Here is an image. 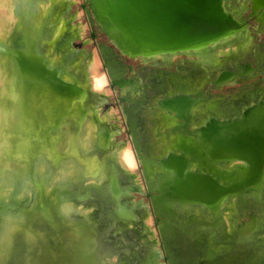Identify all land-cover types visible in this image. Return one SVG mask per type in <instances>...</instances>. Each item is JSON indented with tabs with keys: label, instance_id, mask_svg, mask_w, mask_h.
<instances>
[{
	"label": "bare ground",
	"instance_id": "bare-ground-1",
	"mask_svg": "<svg viewBox=\"0 0 264 264\" xmlns=\"http://www.w3.org/2000/svg\"><path fill=\"white\" fill-rule=\"evenodd\" d=\"M58 1L60 22L57 29L50 24L55 32L46 27L47 39L38 36L37 25L19 15L14 29L0 32V40L5 36L10 47L7 59L23 74L34 102L36 138L44 141L33 148L31 163L17 175L15 185L0 193V226L5 213L21 214L23 230L31 232L35 242H27L21 231L5 259L0 241V264H163L148 205L134 198L143 191L144 180L156 193L152 205L161 215L159 232L168 264H259L257 258L254 262L255 250L250 253L229 245L195 254L201 245L195 227L211 223L224 232L221 209L228 203L234 208L228 236L247 239L256 232L253 210L264 221V211L253 205L257 198L264 205V85H243L227 95L243 93V100L214 102L212 95L204 94L207 85L191 79L190 66L209 67L217 77L210 85L233 84L262 72L264 51L255 50L261 45L254 44L244 14L250 9L257 33H264V11L253 0H221L223 10L242 24L240 29L192 48L132 57L118 49L114 38L118 33L112 26L107 39L115 50L103 44L100 53L73 49L82 29L73 24L72 0ZM93 6L87 15L104 32L107 27L97 21ZM122 56L154 66L139 70L128 81H114L143 166L141 179L134 172L138 165L133 151L135 163L121 158L131 144L116 140L122 129L116 123L120 118L111 110L99 116L112 93L104 91L103 77L89 71L95 61L105 67L106 83L119 80L125 74ZM251 56L254 68L247 61ZM165 66L176 74L170 72L150 84L155 68L161 71ZM85 128L92 135L82 146ZM60 154L67 158L51 164ZM68 160H78L89 175L67 180L63 168ZM245 196V203L238 206ZM61 205H67V215L61 214ZM111 217L118 226L117 237L107 245Z\"/></svg>",
	"mask_w": 264,
	"mask_h": 264
},
{
	"label": "rangeland",
	"instance_id": "rangeland-1",
	"mask_svg": "<svg viewBox=\"0 0 264 264\" xmlns=\"http://www.w3.org/2000/svg\"><path fill=\"white\" fill-rule=\"evenodd\" d=\"M91 2L92 0H72L70 12L72 15H75L76 19H74L73 24L78 26L79 28L81 27L82 33L81 36L82 38L75 39L72 42L73 49H78L80 51H87L93 54L92 52L98 49V44L102 43L107 46L113 47V45L109 42L107 39V35L99 29V24L93 20L91 21L87 15V11H91ZM59 1L58 0H26L23 2V10L18 14L21 18H25L26 22L30 25H37L36 30L37 34L40 37H43L47 39L48 35H46L45 31L47 30L46 27L51 29V33L55 32V29H52L50 27L51 25H54L57 29V25L60 22L58 15L56 14V7L58 6ZM42 4H46V8H42ZM79 12H82V15L79 14ZM75 13V14H74ZM250 11H248L244 14L245 19H247V23L249 25V31L251 33V36L253 38V42L255 45H261L260 48L258 47L255 50L258 51H264L262 47L264 46V33H257L255 29L256 23L254 22V18L249 15ZM79 15V16H77ZM81 15V17H80ZM78 18V19H77ZM252 18V20H250ZM85 27V28H84ZM54 30V31H53ZM63 29H59V32H62ZM54 40V38H51V42ZM1 42L4 43V45H0V48L4 49L3 53H0V56H4L7 58V55L9 54L8 51L10 47L8 46L7 43V38H3V40H0ZM50 42V44H51ZM114 48V47H113ZM257 52V51H256ZM8 55V59H9ZM99 56V55H98ZM122 61L124 62L125 66H127L128 71H134L136 69L142 70V69H154L152 63H143L138 59L134 58H128L127 56H123ZM10 61V60H8ZM248 63L254 68L255 67V62L252 59V56L248 58ZM145 66H143V65ZM143 66V67H141ZM171 67H162L161 71L159 69H156L157 72L155 76L150 75V79L148 82L150 84H156L157 82L161 81L160 77L166 76L168 73L176 74L175 69H170ZM191 71V79L194 80L196 83H204L207 86L204 88V94L209 93L212 95L213 99L216 100L214 102H222L224 100H230L232 102L236 96L232 97H227V95L233 94L236 90H239V88L243 85H249L252 88H258L262 87L264 85V70L262 72H257L255 76L252 77H246V79H242L240 82H236L233 84L230 83H222V84H214L210 85L212 82L217 77H214V74L212 70L204 65H191L190 66ZM102 71L105 72V70L101 69ZM138 70V71H139ZM137 71V72H138ZM133 72L132 76H136L135 73ZM129 72L125 73V77H130ZM153 76V77H152ZM163 77V79H164ZM109 83V84H108ZM107 83V86L104 87V91H111L112 94L108 96V101L101 106L100 108L103 107L102 111L100 112L99 116L105 113L108 110L112 115L114 114L115 116L119 117L120 120L116 121L119 125L122 126V129L120 130V133L116 135V140L117 141H123L124 143H130L132 147V151L135 155L136 162L138 167L135 168V173L142 178V169H141V162L139 161L137 149L135 148V145L133 143V140L131 138V128L129 125L126 123L122 110H121V102L119 100V87L114 84L112 81L109 80ZM109 89V90H108ZM238 100H243L245 98V95L242 93L241 97H236ZM149 102V101H148ZM234 102V101H233ZM103 112V113H102ZM115 112V113H114ZM114 120V119H112ZM150 130L152 131V127L150 126ZM92 132L90 129L85 128L84 135L81 137V144L82 146H85L87 143H89V140L91 138ZM161 135V134H160ZM44 143V141H40L38 138H36V142L34 144V148L39 145ZM67 149V147H63L62 150ZM61 155V154H60ZM47 157H45L46 159ZM67 157L65 156H59L56 157L55 159L51 160V164L56 165L60 159H66ZM69 159V158H68ZM48 160V159H46ZM72 160V159H71ZM69 161V160H68ZM63 170L67 171L68 175L65 177L67 180H80L81 178L89 175V169L87 167H84L78 162V160H74V162L67 163ZM243 180L245 181V176L243 177ZM143 181V180H141ZM143 185V191L142 192H137L134 194V198L136 202H142L145 205H148L150 215L152 217L151 225L152 228L156 231V235L159 241L158 248L161 251V257L159 258V262L163 264H168L169 258L168 254L164 250L163 247V242L161 239V235L159 232V225H160V220H161V215H159L157 212L154 211L153 205H152V197L156 195V193L152 190H149L146 185L142 182ZM161 192V191H160ZM164 192H161V195H163ZM258 196V195H257ZM246 196L238 202V206H242L246 200H244ZM260 198H257L254 200V207L261 209V211H264V205L260 201ZM242 203V204H241ZM226 209V210H225ZM258 209V208H257ZM100 210L104 214L105 217H107V214L104 210L103 206H100ZM234 210L233 205L231 203L225 204L223 208L221 209L222 212V218H223V230L224 232H220L221 229H215L213 228V225L209 223L208 225H202L204 223L198 224L195 228L198 229L196 232L197 235V240L200 242L201 245H199V250L195 252V254L201 255L204 252H209L210 249L212 248H218L222 247V245H229L231 247H240L243 250L242 251H248L252 253L254 250L256 251V256L254 258V262L258 260L259 264H264V231L262 232L260 236H257L255 239H253L251 242V238L254 237V234L249 236L247 239L242 238L240 235L239 236H234L230 235L228 236L227 233L230 234L229 232V227H230V213ZM204 215V218H208L207 215L202 213ZM244 220L243 222H245ZM111 227L113 228L112 232L107 236L104 240V242L107 245L112 244L113 240L117 237L116 231L118 229L117 223L115 218H110L109 221ZM229 226V227H228ZM252 227V226H251ZM254 227V226H253ZM227 232V233H226ZM248 240V241H246ZM222 244V245H221ZM202 252V253H201ZM228 253H231L228 252ZM252 256V255H250ZM248 257V256H247ZM168 258V259H167ZM249 258V257H248ZM257 258V260H256Z\"/></svg>",
	"mask_w": 264,
	"mask_h": 264
},
{
	"label": "water",
	"instance_id": "water-1",
	"mask_svg": "<svg viewBox=\"0 0 264 264\" xmlns=\"http://www.w3.org/2000/svg\"><path fill=\"white\" fill-rule=\"evenodd\" d=\"M253 2L264 11V0ZM93 4L104 33L114 27L118 49L132 57L192 48L242 27L221 0H92V9Z\"/></svg>",
	"mask_w": 264,
	"mask_h": 264
},
{
	"label": "clouds",
	"instance_id": "clouds-1",
	"mask_svg": "<svg viewBox=\"0 0 264 264\" xmlns=\"http://www.w3.org/2000/svg\"><path fill=\"white\" fill-rule=\"evenodd\" d=\"M22 10L23 0H0V32L5 27L14 29ZM3 52L4 49L0 48V53ZM89 71L98 79L103 77L107 86V74L101 70L98 62L94 61ZM33 104L32 97L26 91L23 74L6 57L0 56V193L7 192L15 185L17 175L26 169L33 158L37 136ZM121 158L135 163L130 146L121 153ZM60 212L67 215V205H61ZM23 224L21 214L5 213L0 226L5 259L21 231L27 242H35L36 237L23 230Z\"/></svg>",
	"mask_w": 264,
	"mask_h": 264
},
{
	"label": "flooded vegetation",
	"instance_id": "flooded-vegetation-1",
	"mask_svg": "<svg viewBox=\"0 0 264 264\" xmlns=\"http://www.w3.org/2000/svg\"><path fill=\"white\" fill-rule=\"evenodd\" d=\"M249 7H250V4H249ZM249 11H250V9H249ZM250 14V13H249ZM250 20H252V18H250ZM258 25V24H257ZM257 25H255V31H256V26ZM257 32V31H256ZM100 44H102V43H99L97 46H98V52L100 53V48H99V46H100ZM103 45H105V44H103ZM107 47H109V48H111V49H113V50H115L113 47H110V46H107ZM116 52L119 54V51L118 50H116ZM101 55V54H100ZM123 57V56H122ZM121 57V58H122ZM129 58V57H128ZM117 60V59H116ZM116 60H114V62H116ZM123 64H124V62H123ZM143 65V64H142ZM143 66H145V65H143ZM143 66H141V67H143ZM114 67H116L117 68V65H116V63L114 64ZM140 68V67H139ZM139 68L138 69H136V70H132V71H128V69H127V66H125V64H124V69H125V73L126 72H129V73H131L130 74V77L132 76V74H133V72H137L138 70H139ZM103 70H105V67L103 68ZM130 77H125V74H124V76L121 78V79H117V80H111L114 84H115V82L116 81H128L129 79H130ZM115 81V82H114ZM129 85V84H128ZM119 100H120V102H121V110H122V105L124 104V102L121 100L122 98H121V90L119 91ZM122 114H123V111H122ZM123 117H124V114H123ZM141 168H143V166H142V164H141ZM144 179V178H143ZM144 183H145V180H144ZM146 187H147V185H146ZM258 211L257 210H253V211H251V214H252V217H253V222L255 223L256 221H258V229L256 230V232H254V237H253V239H255L257 236H260L261 234H263L262 232L264 231V221H261V219H260V217H259V214L257 213ZM256 216H258V217H256ZM255 219V220H254Z\"/></svg>",
	"mask_w": 264,
	"mask_h": 264
}]
</instances>
